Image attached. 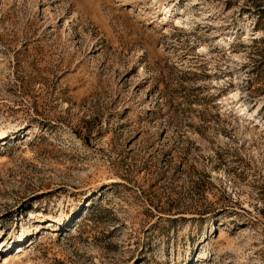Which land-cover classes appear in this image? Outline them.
<instances>
[{"label": "rangeland", "instance_id": "374dc122", "mask_svg": "<svg viewBox=\"0 0 264 264\" xmlns=\"http://www.w3.org/2000/svg\"><path fill=\"white\" fill-rule=\"evenodd\" d=\"M0 264H264V0H0Z\"/></svg>", "mask_w": 264, "mask_h": 264}]
</instances>
